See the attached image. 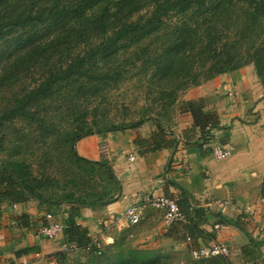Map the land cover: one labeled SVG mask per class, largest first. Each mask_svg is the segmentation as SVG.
I'll use <instances>...</instances> for the list:
<instances>
[{
  "label": "trees",
  "instance_id": "16d2710c",
  "mask_svg": "<svg viewBox=\"0 0 264 264\" xmlns=\"http://www.w3.org/2000/svg\"><path fill=\"white\" fill-rule=\"evenodd\" d=\"M238 4L244 5L248 12L242 18L234 19L229 6ZM260 16H264V0H0V88L7 89L29 75L34 76L31 86L0 108V141L5 138L7 122L23 118L39 121L36 117L41 102L52 98L59 88L77 84L79 92L86 88L93 92L83 96L95 99L98 91L110 88L116 81L112 80L114 74L110 73L111 70L99 71L98 65L104 61L113 62L120 54L127 57L128 50L139 47L144 41H150L140 53L144 55L153 42L159 43L152 51L154 56L148 54L151 80L160 93L174 103H178L180 92L249 65L254 66L258 79L264 84V48L245 49V41L251 36L241 31L253 30L252 26ZM134 63L131 65L136 67ZM178 110L191 115L193 127L190 131L198 135V139L191 142L189 135L181 138L155 121V130L149 138L135 134L134 144L152 153L196 147L213 155L214 146L210 145L214 141L216 145L227 146L230 128L221 126L219 115L208 108L206 98L179 102ZM143 122L133 126L138 127ZM96 125L97 122H86L82 126L81 134H76L71 141L72 153L84 138L126 130L118 126L97 128ZM216 131H221L218 137ZM78 156L80 162L105 168L120 191V184L108 161H91ZM181 192L178 204L188 223L184 227L190 238L203 237L205 232L201 226L207 223L208 212L204 208L192 207L188 193L183 189ZM261 196L264 198V183ZM33 198L48 203L43 202L44 197L27 184L19 170H10L0 159V212L4 204L23 206ZM102 202L92 204H104ZM48 214L56 217L52 212ZM211 215L239 228L249 237V245L242 249L247 263L262 258L263 242L251 238L238 219ZM68 218L64 235L69 242L77 249L91 247L92 250L96 244L89 236V230L78 222L80 204L72 201ZM16 222L23 231H32L34 222L28 214H22ZM43 223L47 224L45 218ZM170 235L168 233L166 237ZM37 250L25 248L17 251L16 257ZM54 255L59 264L66 263V252L59 251ZM129 259L127 264H158L160 256L140 252L130 253Z\"/></svg>",
  "mask_w": 264,
  "mask_h": 264
},
{
  "label": "crops",
  "instance_id": "0c3cea01",
  "mask_svg": "<svg viewBox=\"0 0 264 264\" xmlns=\"http://www.w3.org/2000/svg\"><path fill=\"white\" fill-rule=\"evenodd\" d=\"M215 90H220L224 97L225 94H229L232 104H228L230 99L228 95L227 98L225 97L226 101H223L219 94L218 98H213L211 95ZM230 92L235 93L237 98L234 99L231 96L233 93ZM199 98H213L214 103L211 101L208 108L216 110L222 127L230 128L231 136L227 144L231 148L230 155L226 159L219 160L206 149L196 147H183L177 151L169 149L156 153L147 152L134 144L136 138L134 132L93 135L84 138L77 143L78 154L91 161H108L118 179L120 191L118 198L110 203L99 204L91 210L90 208L81 209V218L78 222L89 230V236L94 242L103 241L110 244L112 236L107 235L105 226L118 223L130 226L125 219V212L131 205L143 204L142 200L147 196H165L179 200L182 198L181 189H183L188 193L192 207L204 208L208 212V221L201 226L205 232L204 236L191 238L189 242L190 237L184 227L188 224L187 222L167 227L162 220L160 226L163 228L165 238L175 246L174 251L178 249L180 253H186L191 257L192 247L224 244L230 251L227 257L193 260L194 264L221 262L249 264L242 254V249L249 245V237L239 228L211 215L219 214L215 206L216 202H225L227 211L225 214H220L228 220L238 219L251 238L257 242H263L262 258L252 264H264V198L261 196L264 179V143L262 142L264 141V127H262L264 125V87L255 69L252 66H246L196 87L185 100ZM248 117H254L250 124L243 122ZM192 127L191 115L179 112L178 123L171 130L181 138L189 135L191 142H194L198 139V135L190 131ZM154 130L155 126L152 127L150 134ZM220 132H215L216 137ZM150 134L143 135V138H149ZM216 144L217 142L214 141L210 147ZM39 209L41 208H38L33 201L23 206L12 207L8 204L2 206L0 264L6 261L7 264H22L24 261L34 264L37 262L35 259L37 253L54 255L62 251L61 248L54 250L53 242L50 240L36 238L34 235L36 229L27 233L19 228L16 218L24 213L28 214L38 227L43 225L47 214ZM151 211L155 210L144 206L142 225L152 227L155 223L154 218L150 216ZM101 212H108V218L97 216ZM39 217H43V221L39 220ZM92 217L98 221L92 220ZM12 231H18V234L10 239L16 248L14 252L10 248V240H6V235L13 233ZM168 233L171 235L166 237ZM25 248L38 250L17 258L16 252ZM7 258L9 259L6 260Z\"/></svg>",
  "mask_w": 264,
  "mask_h": 264
},
{
  "label": "rangeland",
  "instance_id": "374dc122",
  "mask_svg": "<svg viewBox=\"0 0 264 264\" xmlns=\"http://www.w3.org/2000/svg\"><path fill=\"white\" fill-rule=\"evenodd\" d=\"M229 7L234 19L242 18L248 12L242 4ZM252 27L253 30H241L247 34L250 33L249 36H251L245 41L247 42L245 49L264 48V16H260V19ZM149 43L150 41H144L139 47L134 46L128 50L127 57L120 54L113 62L104 61L98 65L99 71L111 70L110 73L114 74L112 80L116 81L112 82L110 88L104 87L106 88L104 91H98L95 99L86 97L87 95L83 96V94H92L93 92L90 88L82 89L79 92L77 84L69 88H59L52 98L41 102L36 117L39 121L23 118L6 123L5 138L0 141V159L10 170L14 168L19 170L27 184L34 187L44 197L43 202L48 203H42L38 198H33V203L41 208L39 210H42L43 213H54L56 217L53 216L55 217L53 219L57 223L65 225L69 220L72 201L80 204L81 209L90 208L91 210L97 206L92 204L94 202L103 200L102 203H105L118 198L117 187L105 168L80 162L77 147L76 152L72 153L71 141L76 134H81L82 126H85L86 122L89 124L97 122V128L106 126L110 129L113 126H118L126 129L112 131L105 135L134 132L143 138V135L150 134L152 127L155 126V121L171 130L178 123L179 102L184 101L186 96L196 88L190 87L180 92L178 103L172 102L167 95L160 93V89H157V86L152 83V70H149L150 62H147L149 55L154 56L152 51L159 43L153 42L147 55L140 54ZM131 62H135L136 67L132 66ZM249 66L254 68L253 65ZM122 68H125L124 71L116 76V73ZM33 77L29 75L7 89L0 88V108H4L16 94L21 93L27 86H31ZM260 83L264 87L262 80ZM218 94L223 101H226L225 97L227 98L228 95L230 98L228 104L231 103L232 98L229 94H225L224 97L220 90H215L211 96L214 98ZM231 96L234 99L237 98L235 93ZM213 98H206L208 104L211 101L214 103ZM142 120L144 122L141 125L133 126ZM252 120L254 117H248L243 122L250 124ZM262 142L264 143V141ZM214 157L218 159L216 156ZM155 211L150 213V216L154 218L153 222H155L152 227L142 225L141 222L137 225L129 224L130 226L122 225V223L108 224L105 226V231L107 235L112 236V243L101 241L97 245V241H95L94 250L74 248V244L69 242L68 237L64 234L56 240L50 241L53 242L54 250L61 248L67 253L65 264H127L131 260L129 259L130 253L140 254V252L158 254L160 256L158 264H194L195 261L188 254H182L178 249L174 251L175 246L165 238L163 228L160 226L163 214ZM217 212L223 214L221 209H218ZM97 216L108 218L109 213L101 212ZM39 220L43 221V217H39ZM92 220L98 221L94 217ZM32 222H34L32 230L38 229L37 223L34 220ZM12 232L6 235V240H10L18 234V231ZM10 243V248L14 252L16 248L13 246L12 240ZM95 249L99 251L95 252ZM51 254H40L43 258L42 264H50L56 260L55 255ZM6 262L4 264H7ZM34 264L36 263L34 262Z\"/></svg>",
  "mask_w": 264,
  "mask_h": 264
},
{
  "label": "built area",
  "instance_id": "2783aa9c",
  "mask_svg": "<svg viewBox=\"0 0 264 264\" xmlns=\"http://www.w3.org/2000/svg\"><path fill=\"white\" fill-rule=\"evenodd\" d=\"M231 148L228 146L216 145L214 148V156L218 159H225L230 155ZM143 204L131 205L125 212V219L130 225H137L142 220V214L144 206H149L158 212L163 214V220L167 227H171L177 223H186L187 218L185 213L181 210L178 199L168 198L165 196L155 197L147 196L142 200ZM215 206L221 209L223 213L227 211V204L225 202H216ZM53 218L52 214H47L45 220L47 224H43L34 231L36 238H45L51 241L56 240L59 236L64 234L65 226L63 224L57 223ZM218 228V227H217ZM191 242V238H188ZM99 245V242H96ZM95 243V244H96ZM76 248V246H73ZM77 249V248H76ZM91 250V247L88 248ZM229 247L224 244H212L209 246H199L192 247L190 250V255L193 260L200 261L203 259L223 256L227 257L229 255ZM35 258L36 264H42L43 258L39 253L36 254ZM22 264H28V261H24ZM50 264H59L56 260Z\"/></svg>",
  "mask_w": 264,
  "mask_h": 264
},
{
  "label": "bare ground",
  "instance_id": "6f19581e",
  "mask_svg": "<svg viewBox=\"0 0 264 264\" xmlns=\"http://www.w3.org/2000/svg\"><path fill=\"white\" fill-rule=\"evenodd\" d=\"M216 146V145H215Z\"/></svg>",
  "mask_w": 264,
  "mask_h": 264
}]
</instances>
